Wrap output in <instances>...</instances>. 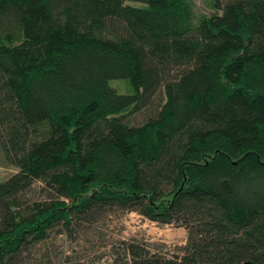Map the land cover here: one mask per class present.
<instances>
[{
  "label": "trees",
  "instance_id": "1",
  "mask_svg": "<svg viewBox=\"0 0 264 264\" xmlns=\"http://www.w3.org/2000/svg\"><path fill=\"white\" fill-rule=\"evenodd\" d=\"M209 1L0 0V264L117 211L186 238L104 264H264V0Z\"/></svg>",
  "mask_w": 264,
  "mask_h": 264
},
{
  "label": "rangeland",
  "instance_id": "2",
  "mask_svg": "<svg viewBox=\"0 0 264 264\" xmlns=\"http://www.w3.org/2000/svg\"><path fill=\"white\" fill-rule=\"evenodd\" d=\"M211 12L209 0H183V13L186 21L191 24H195ZM109 85L118 92L131 91V86L125 79H111ZM163 100L164 96L160 90L148 106L130 115V123H141ZM14 170V167L3 161L0 154V180ZM84 235L82 237L76 234L50 233L46 239L31 246L25 258L27 262L34 259L40 261L42 257L49 258L52 264H104L111 260V245H116L120 240L133 238L158 241L172 248L185 242L186 231L181 226L159 224L133 211H117L98 222L96 228L86 230Z\"/></svg>",
  "mask_w": 264,
  "mask_h": 264
},
{
  "label": "water",
  "instance_id": "3",
  "mask_svg": "<svg viewBox=\"0 0 264 264\" xmlns=\"http://www.w3.org/2000/svg\"><path fill=\"white\" fill-rule=\"evenodd\" d=\"M240 264H254V263H252L250 260H245L241 262Z\"/></svg>",
  "mask_w": 264,
  "mask_h": 264
}]
</instances>
